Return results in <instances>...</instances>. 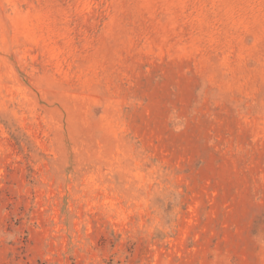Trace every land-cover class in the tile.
<instances>
[{"label":"rangeland","instance_id":"374dc122","mask_svg":"<svg viewBox=\"0 0 264 264\" xmlns=\"http://www.w3.org/2000/svg\"><path fill=\"white\" fill-rule=\"evenodd\" d=\"M0 264H264V0H0Z\"/></svg>","mask_w":264,"mask_h":264}]
</instances>
